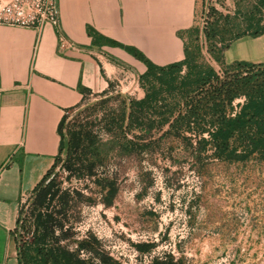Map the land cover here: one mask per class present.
<instances>
[{
    "label": "rangeland",
    "instance_id": "obj_1",
    "mask_svg": "<svg viewBox=\"0 0 264 264\" xmlns=\"http://www.w3.org/2000/svg\"><path fill=\"white\" fill-rule=\"evenodd\" d=\"M255 4L257 0H204L192 41L186 37L197 63L221 70L205 38L206 31H212L214 13L233 17L237 6L245 10ZM33 6L31 0L0 1V21L21 19L20 11L32 16ZM261 11L264 25V7ZM258 45L246 40L233 44L222 60L264 63ZM185 73L184 68L180 77ZM139 77L116 74L106 91L90 94L64 112V138L78 131L94 135L99 156L91 176L82 171L76 177L63 170V153L49 176L60 189L74 191L62 210L59 202L52 204V211H60L57 217L65 222L64 229L73 233L61 247L75 252L78 243L89 242L88 264H102V257L110 259L108 264H149L154 258H172L179 264H264V159L219 161L210 148L199 153L197 139L187 132L163 136L168 125L150 132L130 127L129 132L126 104L142 99L147 87ZM172 109L177 113L178 108ZM126 140L133 142L129 154L117 145ZM111 187L114 196L105 204ZM33 213L31 195L23 197L17 251L31 242ZM138 246L149 248L140 251Z\"/></svg>",
    "mask_w": 264,
    "mask_h": 264
},
{
    "label": "crops",
    "instance_id": "obj_2",
    "mask_svg": "<svg viewBox=\"0 0 264 264\" xmlns=\"http://www.w3.org/2000/svg\"><path fill=\"white\" fill-rule=\"evenodd\" d=\"M203 4L59 0L60 29L0 23V264H18L20 202L55 163L64 112L106 91L116 74H144L134 55L158 67L182 61L184 36ZM61 35L71 46L59 48ZM244 40L264 50L262 35L234 41L225 54Z\"/></svg>",
    "mask_w": 264,
    "mask_h": 264
},
{
    "label": "trees",
    "instance_id": "obj_3",
    "mask_svg": "<svg viewBox=\"0 0 264 264\" xmlns=\"http://www.w3.org/2000/svg\"><path fill=\"white\" fill-rule=\"evenodd\" d=\"M257 1L258 4L245 10L237 6L233 17L214 13L212 31H206L205 38L213 48L214 60L221 65L218 72L195 60L190 49L192 44L186 42V37L192 41V29L184 36V59L180 62L158 67L140 54L134 55L146 66L145 73L139 79L147 87L142 99L129 100L126 104L129 132L130 127L140 128L141 131L144 127L146 132H150L154 127L168 125L163 136L187 132L197 139L199 153L207 152V148H210L214 158L219 161L245 162L253 156L264 159V63L237 61L225 64L222 60L224 52L234 41L264 34L261 20L264 0ZM184 68L186 73L180 77ZM172 107L178 108L177 113ZM63 122L64 116L58 127L59 154L51 170L31 194V205L35 212L32 214L31 242L18 247V264H88L92 260L87 241L78 243L75 252L61 247V241L73 233L70 228L64 229L65 222L57 217L60 211H52V204L59 202L62 210L70 202V195L74 191L60 189L55 179H49V176L59 165L63 153L66 158L62 168L69 176L81 177L82 171L91 176L99 156V144L94 135L81 131L65 139ZM108 131L114 135L111 128ZM114 138L117 137L114 135ZM132 143L126 140L121 147L117 145L121 153L129 154ZM113 196L114 189L111 187L104 203L110 204ZM19 224L18 216L14 234ZM137 248L145 251L149 247ZM100 260L102 264L110 261L106 257ZM149 264L179 263L172 258H154Z\"/></svg>",
    "mask_w": 264,
    "mask_h": 264
},
{
    "label": "built area",
    "instance_id": "obj_4",
    "mask_svg": "<svg viewBox=\"0 0 264 264\" xmlns=\"http://www.w3.org/2000/svg\"><path fill=\"white\" fill-rule=\"evenodd\" d=\"M3 1V0H0ZM16 2H28V0H15ZM33 2L34 13L25 14L22 11L17 14V17L21 19H16L15 21H0V23L21 25L26 27H33L38 31L41 30L45 25H50L54 29H60V18H59V0H31ZM21 21V22H19ZM71 46L67 43L64 36H60L59 48L66 49V47Z\"/></svg>",
    "mask_w": 264,
    "mask_h": 264
}]
</instances>
